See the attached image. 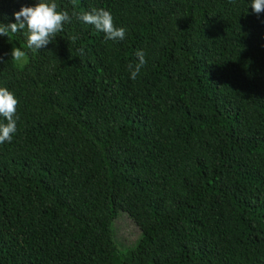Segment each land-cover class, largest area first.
<instances>
[{
  "label": "trees",
  "instance_id": "trees-1",
  "mask_svg": "<svg viewBox=\"0 0 264 264\" xmlns=\"http://www.w3.org/2000/svg\"><path fill=\"white\" fill-rule=\"evenodd\" d=\"M55 2L72 19L46 47L0 36V87L19 101L0 144V264H264V13L250 0ZM36 3L0 0V24ZM92 8L124 40L72 16ZM121 212L140 230L127 248Z\"/></svg>",
  "mask_w": 264,
  "mask_h": 264
},
{
  "label": "clouds",
  "instance_id": "clouds-1",
  "mask_svg": "<svg viewBox=\"0 0 264 264\" xmlns=\"http://www.w3.org/2000/svg\"><path fill=\"white\" fill-rule=\"evenodd\" d=\"M249 6L257 15L264 13V0H250ZM72 16L78 21L102 31L106 40L120 41L125 38L126 29L117 26L110 11L104 8L73 12ZM14 17L15 23L0 24V36H8L9 33H18L22 30L26 37L27 48L30 50L46 47L58 33L63 31L64 24L72 19L68 11L58 9L55 0H38L34 6H22L14 12ZM79 52L80 55H83V48ZM10 55L11 59L20 60L24 56V51L19 47H13ZM135 55L137 62L127 65L132 80L137 78L147 63L143 50H137ZM0 62H3L2 56H0ZM18 103L13 92L7 87H0V117L4 118L3 121H0V144L11 142L17 131Z\"/></svg>",
  "mask_w": 264,
  "mask_h": 264
},
{
  "label": "rangeland",
  "instance_id": "rangeland-1",
  "mask_svg": "<svg viewBox=\"0 0 264 264\" xmlns=\"http://www.w3.org/2000/svg\"><path fill=\"white\" fill-rule=\"evenodd\" d=\"M25 62V56L20 60H16L19 66H23ZM113 229L115 241L122 248L132 246L137 241L140 233L138 226L124 212L119 213L116 220L113 222Z\"/></svg>",
  "mask_w": 264,
  "mask_h": 264
}]
</instances>
